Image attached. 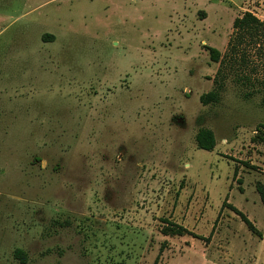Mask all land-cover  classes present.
I'll return each instance as SVG.
<instances>
[{"label":"rangeland","instance_id":"1","mask_svg":"<svg viewBox=\"0 0 264 264\" xmlns=\"http://www.w3.org/2000/svg\"><path fill=\"white\" fill-rule=\"evenodd\" d=\"M246 12L264 0H0V264H264V92L230 74L200 101Z\"/></svg>","mask_w":264,"mask_h":264},{"label":"trees","instance_id":"2","mask_svg":"<svg viewBox=\"0 0 264 264\" xmlns=\"http://www.w3.org/2000/svg\"><path fill=\"white\" fill-rule=\"evenodd\" d=\"M233 30V35L228 42L227 51L224 55L215 48H207L210 54V60L214 63H220V68L214 78V90L202 95L200 98L204 106L219 101L220 91L223 89L225 81L230 74H236V82L238 84H246L250 88H257L254 92L248 93L246 95L247 97H252L255 92H264V21L260 20L254 14L246 12L234 21ZM45 38L53 39L54 37L48 35ZM259 74H261L260 77ZM262 105L264 106V97L262 99ZM196 143L199 150L207 152H212L217 144L214 133L208 129L199 131L196 136ZM256 191L264 207V184L257 183ZM229 208L241 218L250 232L258 237H262V234L247 216L232 205H229ZM164 223L166 226L163 227L162 233L166 236L191 235L199 238L182 225L168 220H164ZM164 249L165 247L162 246L161 253L154 264H159ZM15 256L22 264H26L27 257L23 251L17 250Z\"/></svg>","mask_w":264,"mask_h":264}]
</instances>
